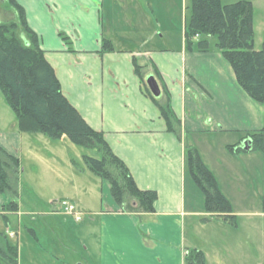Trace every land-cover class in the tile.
I'll return each instance as SVG.
<instances>
[{
  "label": "crops",
  "instance_id": "crops-1",
  "mask_svg": "<svg viewBox=\"0 0 264 264\" xmlns=\"http://www.w3.org/2000/svg\"><path fill=\"white\" fill-rule=\"evenodd\" d=\"M17 1L38 34L64 94L92 127L104 133L137 184L157 192L154 211H124L109 182L101 178L105 207L91 210L82 199L72 200L87 215L77 221L75 230L74 240L82 247L79 255L68 259L50 251L32 228L36 248L25 258L18 243L20 264H43L42 258L51 264H187L186 253L191 248L203 250L206 264H260L259 224L254 230L251 221L245 229L241 223L233 226L207 211L204 193L188 169L186 142L198 147L227 195L211 161L204 156V142L215 134L237 131L242 137L232 142L240 147L247 131L262 126H234L226 119L237 102L250 112H254V102L244 94L216 42L207 50L189 49L184 27L182 37L177 38L179 47L160 43L173 34L167 20L180 0ZM16 18L17 11L9 0H0V21ZM105 38L114 49L103 50ZM150 75L159 84V101L164 103L168 99L165 91L169 93L170 105L180 120L176 130L169 127L159 102L148 91ZM226 140L224 137L223 142ZM73 143L66 136L52 139L43 132L22 131L19 126L0 129V144L20 159L25 151L30 160L40 150L48 152L42 161L44 169L31 172L40 181L47 179L44 183L51 184L52 192L64 189V178L76 181L79 177L73 163L76 157L63 151ZM67 161L74 171L66 167ZM217 163L230 173L236 172L222 158ZM9 199L0 192V219ZM17 212H9L7 225L0 222V230L14 232L10 236L18 235L20 242L22 232L10 221V215ZM44 214L48 217L44 218L48 222V246L56 247L59 240L68 245L73 228L69 230L64 215L71 214L58 207Z\"/></svg>",
  "mask_w": 264,
  "mask_h": 264
},
{
  "label": "trees",
  "instance_id": "trees-1",
  "mask_svg": "<svg viewBox=\"0 0 264 264\" xmlns=\"http://www.w3.org/2000/svg\"><path fill=\"white\" fill-rule=\"evenodd\" d=\"M17 18L0 21V90L15 112L19 128L28 132H43L52 139L66 136L83 147L96 149L98 155L85 153L89 170L107 180L113 197L124 211H154L157 192L141 188L129 167L111 148L104 133L92 127L62 90L55 68L41 47L38 34L30 27L26 12L17 0H9ZM217 35V46L231 64L236 79L248 95L264 105V44L255 47L254 4L252 0H191V14L185 24L189 49L207 50L210 36ZM114 49L108 38L103 50ZM137 71L141 70L137 63ZM160 105L169 127L177 129L180 120L168 99ZM166 94V95H167ZM253 139L251 149H264V117L260 129L247 131ZM231 150L243 146L229 145ZM246 150V149H245ZM188 169L205 196L207 211L237 226V215L230 198L204 161L200 150L186 142ZM73 163L78 164L76 159ZM20 158L0 144V192L10 199L4 204L2 216L19 210L17 200L20 183ZM0 230V264H20L19 244ZM187 264H206L203 250L191 248L186 253Z\"/></svg>",
  "mask_w": 264,
  "mask_h": 264
},
{
  "label": "rangeland",
  "instance_id": "rangeland-1",
  "mask_svg": "<svg viewBox=\"0 0 264 264\" xmlns=\"http://www.w3.org/2000/svg\"><path fill=\"white\" fill-rule=\"evenodd\" d=\"M224 1L227 2L234 0ZM252 1L254 4L255 47L260 49L264 44V0ZM190 14L191 0H180V3H175L172 16L170 17L169 15L167 20L173 26V34L165 36L164 41L160 43L169 47H179V40L183 35V30L186 21L190 18ZM163 20L166 21L165 19ZM217 41V35H212L210 43L213 45ZM228 64L233 70L231 64ZM243 92L248 95L244 88ZM5 98L6 97H4L0 91V129L11 130L14 129L15 126H19V123L15 112ZM251 100L257 105L256 106L252 103L254 112H250V110L248 111L246 106L243 107L241 105V101H239L234 107V110L231 108L229 109L226 117L228 122H232L234 126H262L264 105L257 100ZM199 137L203 139V136ZM224 137H226L227 142H223ZM241 137L242 134L237 131H230L226 135L215 134L212 138L207 139L208 143L204 142V156L208 159V161H211V166L218 173L220 181L226 188L227 195L230 197L233 204V210L237 211L234 212L237 215L238 223H241L243 227L247 229V223L252 221L254 222V230H256L257 224H259L257 234L260 251L259 259L260 264H264V149L250 148L247 151L239 150V152L236 153L232 152L229 147V143L230 145H235V141H240ZM248 137L251 136L245 134L241 140L242 145L240 142H237L236 144L240 143V147L243 146L244 140ZM232 141H234V143ZM73 144L74 145H71V147L67 148V150L63 149V151L69 156L71 155L72 157H76L78 164L76 165L74 163V165L80 171L79 177H77L76 181L74 179L70 181L69 178L66 179L64 178L65 175H63L65 183L62 186L64 189L60 191L52 192L53 190L51 184L44 183L47 179L42 177L40 181L35 178L34 174L31 172V170L36 171L37 168L40 170L44 169V163L42 161L46 155V150H40L39 153L36 152V154H39H35L37 159L33 158L31 160L25 151L22 159H20L21 173L19 194L17 197L19 210L17 213L10 215V221L14 229L22 232V238L20 242L18 235L15 237L10 236V239L13 242L20 243V245L22 244V253L25 258L30 256V252L33 251V248H36V244L34 243L36 239L33 236L32 228L37 230L42 241L45 243V246H47L50 251H54L64 256L67 255L68 259L75 257L77 254L79 255V250H81L82 247L77 240H74V236H76L75 230L78 227L77 224L79 222H77L78 220L75 219L74 215H64L67 219L66 223L70 226L69 230L73 228V233L68 234V239L66 241L69 244L65 245L59 240V244H57L56 247L48 246V222L44 220V218L48 219V217H45L46 215L44 213L46 210H52L53 207H58L59 209L62 208V199H82L84 203H88L91 210L94 209V207H101L102 205L105 207L106 205V199L103 194V190L101 189L102 179L88 169L83 159L85 153L98 155V151L96 149L83 147L82 145L76 143ZM219 158L224 159L226 164L229 163L233 165L236 172L231 171L230 173V170H228L227 167L223 168L218 165L217 161ZM213 161L216 162V164H214ZM66 167L69 169L71 168V170L74 171V167L71 165L70 161L69 163L67 161ZM80 169H85L86 171L81 173ZM83 188H87V190L82 191L81 189ZM77 208L80 210L79 206H77ZM248 211L249 213H247ZM83 216L87 215L83 214ZM2 218L0 219L2 226L7 225L6 220ZM51 236L52 234H50V238ZM38 249L41 250L39 254L45 256L43 254L44 251L41 248ZM25 258H23V261L27 260ZM42 262H44L43 264H51L48 262V259L42 258ZM90 262L88 264H90Z\"/></svg>",
  "mask_w": 264,
  "mask_h": 264
},
{
  "label": "built area",
  "instance_id": "built-area-1",
  "mask_svg": "<svg viewBox=\"0 0 264 264\" xmlns=\"http://www.w3.org/2000/svg\"><path fill=\"white\" fill-rule=\"evenodd\" d=\"M61 204H62L61 209L64 212L74 215L75 219L77 220L82 218L84 213L77 208V205L75 204V202L69 199H62ZM11 235H14V232H11Z\"/></svg>",
  "mask_w": 264,
  "mask_h": 264
},
{
  "label": "water",
  "instance_id": "water-1",
  "mask_svg": "<svg viewBox=\"0 0 264 264\" xmlns=\"http://www.w3.org/2000/svg\"><path fill=\"white\" fill-rule=\"evenodd\" d=\"M148 82H149L150 88L152 89L153 93L156 95H159L161 90H160L157 80L152 75H150L148 77ZM252 142H253V139L251 137L246 138L243 142L244 143L243 148L246 150H249L252 146Z\"/></svg>",
  "mask_w": 264,
  "mask_h": 264
}]
</instances>
